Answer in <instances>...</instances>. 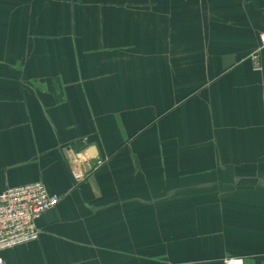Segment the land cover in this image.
<instances>
[{"label": "crops", "instance_id": "obj_1", "mask_svg": "<svg viewBox=\"0 0 264 264\" xmlns=\"http://www.w3.org/2000/svg\"><path fill=\"white\" fill-rule=\"evenodd\" d=\"M262 32L264 0H0V195L60 198L0 258L264 264Z\"/></svg>", "mask_w": 264, "mask_h": 264}, {"label": "built area", "instance_id": "obj_2", "mask_svg": "<svg viewBox=\"0 0 264 264\" xmlns=\"http://www.w3.org/2000/svg\"><path fill=\"white\" fill-rule=\"evenodd\" d=\"M260 48H264V32L259 35ZM257 60V58H255ZM256 71H261L259 64ZM83 154L76 157L71 173L77 183L86 179L80 163L86 161ZM60 198L51 195L42 181L11 188L0 195V253L38 242L41 235L39 221L49 211L58 207ZM0 264L6 262L0 258ZM224 264H244L241 259H226Z\"/></svg>", "mask_w": 264, "mask_h": 264}, {"label": "water", "instance_id": "obj_3", "mask_svg": "<svg viewBox=\"0 0 264 264\" xmlns=\"http://www.w3.org/2000/svg\"><path fill=\"white\" fill-rule=\"evenodd\" d=\"M86 155H88V157L91 160H96L98 159V152L97 149L95 147L90 148L88 151H86Z\"/></svg>", "mask_w": 264, "mask_h": 264}]
</instances>
